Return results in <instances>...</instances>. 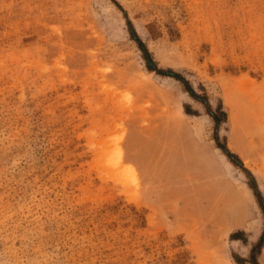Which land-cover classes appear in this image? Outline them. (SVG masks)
I'll return each mask as SVG.
<instances>
[{"label":"rangeland","instance_id":"374dc122","mask_svg":"<svg viewBox=\"0 0 264 264\" xmlns=\"http://www.w3.org/2000/svg\"><path fill=\"white\" fill-rule=\"evenodd\" d=\"M259 203L264 0H0V264H264Z\"/></svg>","mask_w":264,"mask_h":264},{"label":"trees","instance_id":"16d2710c","mask_svg":"<svg viewBox=\"0 0 264 264\" xmlns=\"http://www.w3.org/2000/svg\"><path fill=\"white\" fill-rule=\"evenodd\" d=\"M133 40L136 42V44L138 45L140 51L142 52L144 62H145L146 67H147V69L149 71L155 72V73H162L164 76H168V77L174 78L175 80L181 82L182 84H185L184 79H182V77H180L179 75H176V74H174V73H172L170 71L161 72L159 69H157L156 64L153 62V60L151 58V55L146 50V48L143 46V44L138 39L135 38V35H133ZM186 92L189 94V96L192 99H194L195 101H198V102H200V103H202L204 105V107L207 110L208 116L211 117V119L215 123L216 128L220 125V123H222V121H220V117H222V119L226 118V113L223 111L222 107L219 106L218 112L212 111L210 109V105L207 102H203L200 99V97H198V95H196L191 88L186 87ZM186 112H188V111H186ZM217 114H219L220 117ZM218 147L223 150L224 154L230 159V161H232V162H234V163H236L238 165H241V163H238V161H236V156L235 155L230 153L224 147H220V146H218ZM254 194H255L258 202H259V198H260L259 194H257V193H254ZM259 206H260L261 212H262V214L264 216V207H263V205H261V203H259ZM236 239H238V238H236ZM263 245H264V231H263L262 235L260 236L258 242L254 246H252V248H251V258H252V260H254L255 254L258 251H260V249L263 247ZM252 264H256V261H252Z\"/></svg>","mask_w":264,"mask_h":264}]
</instances>
